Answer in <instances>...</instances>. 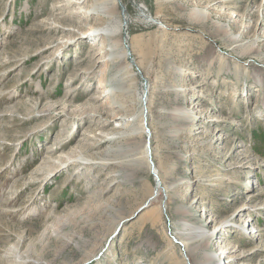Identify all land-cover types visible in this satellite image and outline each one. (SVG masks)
I'll return each instance as SVG.
<instances>
[{
    "label": "rangeland",
    "instance_id": "rangeland-1",
    "mask_svg": "<svg viewBox=\"0 0 264 264\" xmlns=\"http://www.w3.org/2000/svg\"><path fill=\"white\" fill-rule=\"evenodd\" d=\"M67 2L0 0V264H264V0Z\"/></svg>",
    "mask_w": 264,
    "mask_h": 264
},
{
    "label": "bare ground",
    "instance_id": "bare-ground-1",
    "mask_svg": "<svg viewBox=\"0 0 264 264\" xmlns=\"http://www.w3.org/2000/svg\"><path fill=\"white\" fill-rule=\"evenodd\" d=\"M66 1L69 2V3L67 2V5H69L72 2H75V0H66ZM84 1L87 2L88 0H84ZM91 1H92L91 2V7H93V10L91 12H90L91 7H89V8L79 7V9H76V12L77 13H83L85 15V17H89V16L91 17L92 15L93 16L95 15L96 17L102 18L103 21L101 22V24H99L98 26L93 27L92 33L93 34L99 33V34H102V35L110 36V35H114V34L120 32L122 24H123V21H122L123 19H121L120 17L116 16L115 13L113 12V9L117 6V0H91ZM82 25H84V24H82ZM145 88H146V86H145ZM145 88H141V90L139 91V94H138L139 102L141 104L144 103L145 100H147V92H146L147 89H145ZM138 115H140V119L138 121L139 122V129L146 136L147 128H146V125L143 123L144 116H145V111H144L143 107L140 108V110L138 112ZM114 119H115L114 121L117 122V126H120L122 128L125 127V125L127 124L126 122L128 120V119H126L123 116L115 117ZM143 156L147 160L148 156H147L146 145H144ZM71 161H73V160H71ZM155 190L158 192L159 187L155 188ZM182 226H183V228H186V229L189 228L190 229L189 230L190 234L187 231L186 232L189 235L192 234L191 236H193L195 234L197 237L204 238V240H205L211 235L210 232H206V231L202 230L201 227H199V228L192 227V226H189L186 222L183 223ZM187 239H189V238H186L185 240L179 239V241L183 244L184 247H186L188 245L187 244ZM191 239H193V237ZM199 241H200V239H198V242ZM195 247L196 246H193L192 248H190V247H187V248H188V250H192L193 251L195 249ZM205 258H206V260L204 261V264H222V263L224 264L225 263L223 261V259H221L220 257H216L215 255H212V254L207 255Z\"/></svg>",
    "mask_w": 264,
    "mask_h": 264
}]
</instances>
